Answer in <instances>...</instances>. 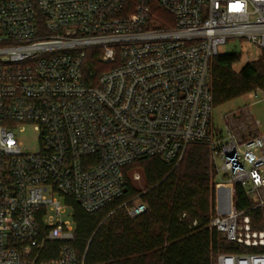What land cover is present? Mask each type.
<instances>
[{
  "label": "built area",
  "instance_id": "obj_1",
  "mask_svg": "<svg viewBox=\"0 0 264 264\" xmlns=\"http://www.w3.org/2000/svg\"><path fill=\"white\" fill-rule=\"evenodd\" d=\"M233 39L264 53V0H0V264H84L73 219L58 218L72 207L55 195L94 213L123 198L125 167L176 165L190 145H207L216 190L238 184L262 198L264 135L243 139L231 123L212 133L210 62ZM120 207L131 218L147 210L141 197ZM232 208L209 227L264 247ZM216 264H264V253Z\"/></svg>",
  "mask_w": 264,
  "mask_h": 264
},
{
  "label": "trees",
  "instance_id": "obj_2",
  "mask_svg": "<svg viewBox=\"0 0 264 264\" xmlns=\"http://www.w3.org/2000/svg\"><path fill=\"white\" fill-rule=\"evenodd\" d=\"M240 59L230 53L211 60L214 108L253 91L264 93V53L236 72L233 66ZM134 168L140 172L142 190L128 176ZM215 176L204 144L188 146L176 165L161 158L140 159L124 169L123 198L107 207L87 213L74 198L64 197L73 209L72 244L84 264H216L219 255L264 253V247L246 248L209 227L216 214ZM136 195L147 210L131 218L120 205ZM232 199L234 209L248 216L251 229L264 232V205L254 208L256 202L238 184Z\"/></svg>",
  "mask_w": 264,
  "mask_h": 264
},
{
  "label": "rangeland",
  "instance_id": "obj_3",
  "mask_svg": "<svg viewBox=\"0 0 264 264\" xmlns=\"http://www.w3.org/2000/svg\"><path fill=\"white\" fill-rule=\"evenodd\" d=\"M154 15L158 18L160 17V23L165 22L167 18H169L166 12L157 8H154ZM161 16L164 17L161 19ZM230 53H237L241 57L240 62L233 66V70L236 72H239L247 62L257 60L261 55L258 48L249 41L243 39L228 40L226 44L219 46L218 54L224 55ZM230 123L235 133L239 134L243 139L255 133L264 135V93L259 90L253 91L213 109L211 120L212 133L224 134L225 125L230 126ZM23 137L25 138L24 142L26 146L29 148H33L38 144L37 134L31 129H29ZM217 166L219 168L221 163L218 162ZM136 174H140V172L134 168L129 172L128 176L134 186L138 190H142V180L140 179L137 181L134 179ZM55 196L62 206L66 205L64 196L59 194ZM136 197H140V195H136ZM262 200H264V196L258 198L255 202L263 206L264 203H261ZM72 212L73 209L67 207L64 213L58 216V218L63 221H72ZM239 220H241V218H239Z\"/></svg>",
  "mask_w": 264,
  "mask_h": 264
},
{
  "label": "bare ground",
  "instance_id": "obj_4",
  "mask_svg": "<svg viewBox=\"0 0 264 264\" xmlns=\"http://www.w3.org/2000/svg\"><path fill=\"white\" fill-rule=\"evenodd\" d=\"M231 186L221 184L217 186V207L221 213H230L233 208L230 204Z\"/></svg>",
  "mask_w": 264,
  "mask_h": 264
},
{
  "label": "crops",
  "instance_id": "obj_5",
  "mask_svg": "<svg viewBox=\"0 0 264 264\" xmlns=\"http://www.w3.org/2000/svg\"><path fill=\"white\" fill-rule=\"evenodd\" d=\"M215 195H216V212L221 214V212L218 210V207H217V190H216V194ZM232 197H233V189L231 188L230 204L233 207V199H232Z\"/></svg>",
  "mask_w": 264,
  "mask_h": 264
}]
</instances>
